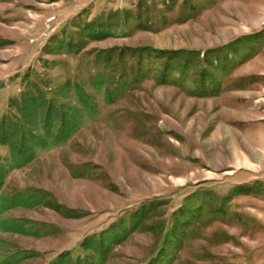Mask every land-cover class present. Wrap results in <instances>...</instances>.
<instances>
[{
  "label": "rangeland",
  "instance_id": "374dc122",
  "mask_svg": "<svg viewBox=\"0 0 264 264\" xmlns=\"http://www.w3.org/2000/svg\"><path fill=\"white\" fill-rule=\"evenodd\" d=\"M27 79L94 111L8 173L38 205L4 214L33 233L0 230V264L118 223L103 264H264V0H0V113Z\"/></svg>",
  "mask_w": 264,
  "mask_h": 264
},
{
  "label": "trees",
  "instance_id": "16d2710c",
  "mask_svg": "<svg viewBox=\"0 0 264 264\" xmlns=\"http://www.w3.org/2000/svg\"><path fill=\"white\" fill-rule=\"evenodd\" d=\"M115 14L116 12H112ZM118 21V20H117ZM119 27L125 23L119 19ZM105 25H98L96 33L105 31ZM89 32L92 29L88 30ZM62 40L60 44H64ZM68 52L78 50V46L68 42ZM25 87L16 97L10 98L7 108L0 113V146L7 150L5 157L0 156V230L15 233H33L25 228L27 220L7 218L4 214L13 208H32L38 205L35 196L23 191L4 192L8 173L31 162L41 150L64 144L81 126L84 116L94 111V102L90 94L75 85L77 105L60 101L67 85L59 93L50 92V88L36 81H25ZM131 227H136L137 222ZM130 229L126 223L112 225L99 235L87 238L80 244L85 253L72 256L70 252L60 253L52 264H103L110 256L116 244L127 238ZM5 243L0 239V244Z\"/></svg>",
  "mask_w": 264,
  "mask_h": 264
},
{
  "label": "crops",
  "instance_id": "0c3cea01",
  "mask_svg": "<svg viewBox=\"0 0 264 264\" xmlns=\"http://www.w3.org/2000/svg\"><path fill=\"white\" fill-rule=\"evenodd\" d=\"M262 184H263V186H264V180H262V182H261ZM256 196H259V197H261L262 199V201H264V187H263V190L261 191V193H257L256 192ZM261 222H263V224H264V220H261Z\"/></svg>",
  "mask_w": 264,
  "mask_h": 264
}]
</instances>
